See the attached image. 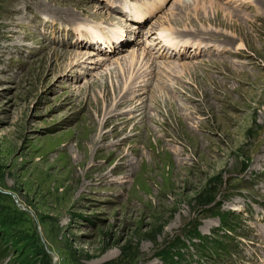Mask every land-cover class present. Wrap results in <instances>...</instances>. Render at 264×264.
<instances>
[{
  "label": "rangeland",
  "instance_id": "obj_1",
  "mask_svg": "<svg viewBox=\"0 0 264 264\" xmlns=\"http://www.w3.org/2000/svg\"><path fill=\"white\" fill-rule=\"evenodd\" d=\"M120 9L0 0V264H264V0H167L146 28L198 53L135 86L142 36L78 38Z\"/></svg>",
  "mask_w": 264,
  "mask_h": 264
},
{
  "label": "bare ground",
  "instance_id": "obj_2",
  "mask_svg": "<svg viewBox=\"0 0 264 264\" xmlns=\"http://www.w3.org/2000/svg\"><path fill=\"white\" fill-rule=\"evenodd\" d=\"M118 1V2H117ZM239 2L240 1H244V0H238ZM110 2V0H108V3ZM111 2L112 3H117V4H120L123 8H126V5H130V6H133L134 4H136V3H134L135 1L133 0V2L131 1V0H111ZM240 4V3H239ZM150 5H154V6H156V3L154 2V3H151ZM149 5V6H150ZM111 6V5H110ZM214 6V5H213ZM115 7V6H114ZM128 8H132V7H128ZM134 9H135V11H132V10H130L129 11V9L128 10H125V9H120V11L119 12H117V14L118 15H120V16H123L124 14H127L128 15V17H129V20H131V21H138L139 20V17H138V9H137V7H134ZM152 9V8H151ZM144 10H146V9H144ZM219 10H222L221 9V7H218V5H216V8H215V6L212 8V12L213 13H216V14H219ZM134 13V16H133V14H132V12ZM223 11V10H222ZM141 15H142V17H143V21L145 20V19H148L149 18V16H147V14L145 13V12H142L141 11ZM224 15V14H223ZM117 18H119V17H117ZM81 21V20H80ZM114 25H112V24H109L110 26H115V25H117V23H113ZM98 26H99V23L97 24ZM134 24H131L130 26H133ZM92 27V26H91ZM137 30L136 31H138L139 30V25L137 24ZM153 29V28H152ZM157 29V28H156ZM155 29V31H154V35H153V33L151 32V30H145V33H147V36L149 35V37H148V41H149V38H151V40H153V41H150V42H153L154 44H152L150 47H153L154 48V52H155V49L157 48V46H156V43H157V41H156V38H157V36H160L161 38H167L168 39V41L170 42V41H172V42H175V41H177L178 39H176V38H174V36H173V34H171L170 32H169V30L167 29V28H165V27H162V25H160L159 26V28L156 30ZM101 32H102V30H101V28L99 29ZM122 32H121V37H124L125 36V34L123 33V30H121ZM150 31V32H149ZM77 32V35H79L80 34V32H81V30L80 31H76ZM88 32V31H87ZM120 32V31H119ZM149 32V33H148ZM89 33V32H88ZM115 34V33H114ZM137 35H140V34H137ZM106 36V39L104 40V42L103 41H100V40H98V39H96L95 40V38H92V37H94V36H90L92 39H90V41H88V43H87V46H92V43H97V45H96V47H95V49H105V52H106V50H108L109 52H111V53H115V52H118V51H120L121 49H120V47H122V45L125 43V41H120L119 43H117V42H115L114 40V38L113 37H111L110 35H108V33L105 35ZM98 37V36H97ZM147 38V37H146ZM94 39V40H93ZM155 41H156V43H155ZM83 42V41H82ZM168 42V43H169ZM83 43H85V42H83ZM100 43L102 44V46L100 45ZM117 43V44H116ZM112 45V47L111 46H109V45ZM115 45V46H114ZM117 45H118V47H117ZM120 46V47H119ZM150 47H146V49H145V47H143L142 48V50H140L139 51V53H137V51H135V50H131V52L129 53V56L127 57V59L126 60H124V62H126V65H128V67H130V65H131V63L133 62V61H135V66L136 65H138V69L139 68H141V71H140V80L139 81H136L135 83H134V86H135V84L137 83V82H142L143 80H144V77H147L148 75H149V71L150 70H152V65H154V66H158L159 68H161V67H163L162 69H165L164 67L169 63V62H171V61H168V62H165V61H163V62H157V56L158 55H151V53H154V52H152V51H149V49H147V48H150ZM194 49H195V47H194ZM151 52V53H150ZM159 52V51H158ZM157 52V53H158ZM168 55V52H167V50L165 49L164 50V55H161V56H167ZM110 54H105L104 56H103V59H109L110 57ZM80 57H82V56H80ZM94 60V59H93ZM98 61L100 62L101 61V58H99L98 59ZM100 64V63H99ZM134 66V67H135ZM170 66V65H169ZM172 66H176L174 63H172ZM121 66H120V64H118L117 63V68H120ZM166 70V69H165ZM132 71V70H131ZM138 71V70H137ZM168 71V70H167ZM105 73L106 74H112L111 73V69L109 68V69H107L106 71H105ZM134 73V72H133ZM137 73V72H136ZM139 74V73H138ZM134 76V75H133ZM137 76V75H136ZM135 76V77H136ZM104 77V76H103ZM130 77H132V76H130ZM127 78V77H126ZM129 78V77H128ZM138 78V77H137ZM131 79V78H130ZM133 79H134V77H133ZM148 80V79H147ZM130 83V82H129ZM131 83H133V81L131 82ZM134 86H133V89H134ZM126 91V90H125ZM131 92V91H130ZM133 93V92H132ZM136 94V93H135ZM138 94V93H137ZM123 95V94H122ZM124 97V96H123ZM120 98V97H119ZM120 102V100L118 99V100H116V101H114V105L116 104V103H119ZM141 106H136V105H134V106H130L128 109H127V111H140V113L142 112L141 111Z\"/></svg>",
  "mask_w": 264,
  "mask_h": 264
}]
</instances>
